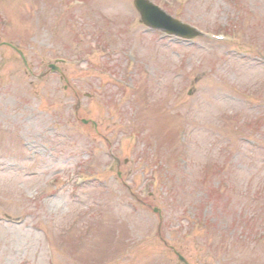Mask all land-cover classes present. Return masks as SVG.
Wrapping results in <instances>:
<instances>
[{
    "label": "rangeland",
    "instance_id": "1",
    "mask_svg": "<svg viewBox=\"0 0 264 264\" xmlns=\"http://www.w3.org/2000/svg\"><path fill=\"white\" fill-rule=\"evenodd\" d=\"M132 1L0 0V264H264V0Z\"/></svg>",
    "mask_w": 264,
    "mask_h": 264
},
{
    "label": "water",
    "instance_id": "2",
    "mask_svg": "<svg viewBox=\"0 0 264 264\" xmlns=\"http://www.w3.org/2000/svg\"><path fill=\"white\" fill-rule=\"evenodd\" d=\"M138 12L141 23L153 28H160L167 32L181 33L188 38L195 37V34L187 27H184L163 14L157 7L147 0H134L133 2ZM182 261V259H180Z\"/></svg>",
    "mask_w": 264,
    "mask_h": 264
},
{
    "label": "bare ground",
    "instance_id": "3",
    "mask_svg": "<svg viewBox=\"0 0 264 264\" xmlns=\"http://www.w3.org/2000/svg\"><path fill=\"white\" fill-rule=\"evenodd\" d=\"M21 237H19L18 239H20ZM4 260H5V258H4ZM13 260V259H12Z\"/></svg>",
    "mask_w": 264,
    "mask_h": 264
}]
</instances>
